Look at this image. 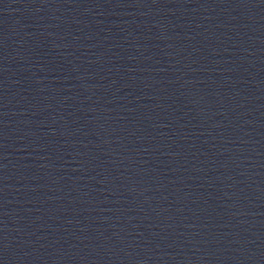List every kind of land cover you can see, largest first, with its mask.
<instances>
[{"label": "water", "instance_id": "95a60500", "mask_svg": "<svg viewBox=\"0 0 264 264\" xmlns=\"http://www.w3.org/2000/svg\"><path fill=\"white\" fill-rule=\"evenodd\" d=\"M0 264H264V0H0Z\"/></svg>", "mask_w": 264, "mask_h": 264}]
</instances>
